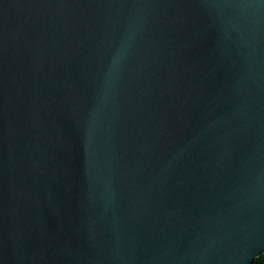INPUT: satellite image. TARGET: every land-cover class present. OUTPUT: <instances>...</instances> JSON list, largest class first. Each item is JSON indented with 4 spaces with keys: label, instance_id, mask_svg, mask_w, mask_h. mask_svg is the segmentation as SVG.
Masks as SVG:
<instances>
[{
    "label": "water",
    "instance_id": "95a60500",
    "mask_svg": "<svg viewBox=\"0 0 264 264\" xmlns=\"http://www.w3.org/2000/svg\"><path fill=\"white\" fill-rule=\"evenodd\" d=\"M264 254V0H0V264Z\"/></svg>",
    "mask_w": 264,
    "mask_h": 264
},
{
    "label": "trees",
    "instance_id": "16d2710c",
    "mask_svg": "<svg viewBox=\"0 0 264 264\" xmlns=\"http://www.w3.org/2000/svg\"><path fill=\"white\" fill-rule=\"evenodd\" d=\"M253 264H264V254L258 258H256Z\"/></svg>",
    "mask_w": 264,
    "mask_h": 264
}]
</instances>
